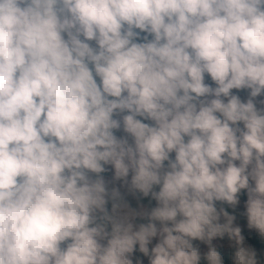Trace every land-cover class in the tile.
Here are the masks:
<instances>
[{
  "label": "clouds",
  "instance_id": "clouds-1",
  "mask_svg": "<svg viewBox=\"0 0 264 264\" xmlns=\"http://www.w3.org/2000/svg\"><path fill=\"white\" fill-rule=\"evenodd\" d=\"M143 258L264 264V0H0V264Z\"/></svg>",
  "mask_w": 264,
  "mask_h": 264
},
{
  "label": "trees",
  "instance_id": "trees-1",
  "mask_svg": "<svg viewBox=\"0 0 264 264\" xmlns=\"http://www.w3.org/2000/svg\"><path fill=\"white\" fill-rule=\"evenodd\" d=\"M240 95H241L242 97H245V96H246V93L241 92ZM244 198H245V197H242V200H243ZM153 202H154V201L151 202V206H153ZM143 203H144L146 206H149V203H150V202H149L148 199H145V200H143ZM225 207H227V206H225ZM228 210H229L230 212L232 211L231 209H228ZM139 222H142V221H138V223H139ZM237 222L240 223V224H242V223L245 222V219H244L243 217L238 216ZM245 234L248 235L247 232H245ZM219 242H226V241H219ZM250 242L258 243V241H256L255 239H253V240L250 241ZM227 251H228V250H227ZM227 251H225V254H227ZM136 255H138V256H142V254H140V253H138V252L136 253ZM145 259H147V258H145Z\"/></svg>",
  "mask_w": 264,
  "mask_h": 264
},
{
  "label": "rangeland",
  "instance_id": "rangeland-1",
  "mask_svg": "<svg viewBox=\"0 0 264 264\" xmlns=\"http://www.w3.org/2000/svg\"><path fill=\"white\" fill-rule=\"evenodd\" d=\"M118 135H119V133H118ZM244 199H246V197L244 198ZM243 201V200H242ZM132 205L135 207L136 206V202L134 201V200H132ZM155 205V204H154ZM153 205V206H154ZM241 208H242V206H241ZM239 224V223H238ZM245 223H243V224H240L241 226H243ZM157 241L156 240H154L153 241V245L156 243ZM198 243V242H197ZM215 243H217L216 241H215ZM219 243H226V242H218V244ZM152 247V245H150V248ZM201 249L202 250H204L205 249V246L204 245H201ZM222 251H227V249H223ZM144 259V264H148V262H147V259H145V258H143Z\"/></svg>",
  "mask_w": 264,
  "mask_h": 264
}]
</instances>
